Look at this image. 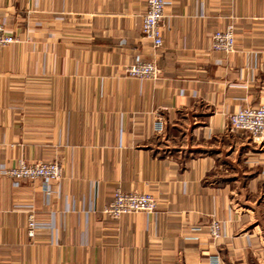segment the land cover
Returning a JSON list of instances; mask_svg holds the SVG:
<instances>
[{"label": "crops", "instance_id": "1", "mask_svg": "<svg viewBox=\"0 0 264 264\" xmlns=\"http://www.w3.org/2000/svg\"><path fill=\"white\" fill-rule=\"evenodd\" d=\"M168 1L156 50L147 0H0V264H264V144L229 123L264 103V0ZM137 59L159 79L128 78ZM20 160L62 164L49 197L2 174ZM117 188L158 212L104 216Z\"/></svg>", "mask_w": 264, "mask_h": 264}, {"label": "built area", "instance_id": "2", "mask_svg": "<svg viewBox=\"0 0 264 264\" xmlns=\"http://www.w3.org/2000/svg\"><path fill=\"white\" fill-rule=\"evenodd\" d=\"M168 0H147L146 11L142 18V34L154 49L163 46L162 26L166 17ZM18 42L16 36L8 30L6 20L0 16V50ZM213 52L232 54L236 51V33L232 25L215 31L211 36ZM126 76L139 80H157L161 71L154 62L137 59L125 68ZM230 130L248 133L257 145L264 144V103L257 107L244 106L229 116ZM160 130H162L160 126ZM2 174L11 178L15 186L23 180L43 182L47 197L52 193L51 182H59L63 175V166L59 161L34 162L20 160L14 167H4ZM158 212V201L151 193L125 192L117 188L112 200L102 210V214L114 220L133 213L154 214ZM41 225L35 218L33 210L29 215V233L36 234ZM209 235L213 240H220L226 235L223 221L213 218L208 225ZM213 264H219L216 259Z\"/></svg>", "mask_w": 264, "mask_h": 264}, {"label": "rangeland", "instance_id": "3", "mask_svg": "<svg viewBox=\"0 0 264 264\" xmlns=\"http://www.w3.org/2000/svg\"><path fill=\"white\" fill-rule=\"evenodd\" d=\"M129 78V77H128ZM139 80V79H138ZM34 163V162H33ZM211 219H213V218H211ZM217 219V218H216ZM211 221V220H210ZM210 223V222H209ZM209 225V224H208ZM208 234H209V231H208ZM210 236V235H209ZM210 238H211V236H210ZM224 238V237H223ZM221 240V239H220ZM216 241H218V240H216Z\"/></svg>", "mask_w": 264, "mask_h": 264}]
</instances>
